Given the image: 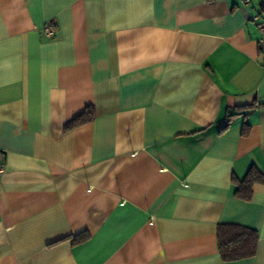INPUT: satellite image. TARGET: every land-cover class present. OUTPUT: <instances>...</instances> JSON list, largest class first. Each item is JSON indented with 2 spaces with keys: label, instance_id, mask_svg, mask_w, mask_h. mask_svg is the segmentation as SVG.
I'll return each instance as SVG.
<instances>
[{
  "label": "crops",
  "instance_id": "1",
  "mask_svg": "<svg viewBox=\"0 0 264 264\" xmlns=\"http://www.w3.org/2000/svg\"><path fill=\"white\" fill-rule=\"evenodd\" d=\"M262 7L0 0V264H264V183L234 194L264 175Z\"/></svg>",
  "mask_w": 264,
  "mask_h": 264
},
{
  "label": "trees",
  "instance_id": "2",
  "mask_svg": "<svg viewBox=\"0 0 264 264\" xmlns=\"http://www.w3.org/2000/svg\"><path fill=\"white\" fill-rule=\"evenodd\" d=\"M231 115L233 114L227 115V122ZM93 119L94 108L92 105H87L83 111L65 124L64 130H72L91 122ZM255 183H264V175L255 167H250L243 179L236 181L234 194L240 198L248 199ZM248 235H253V232L248 228L232 224L218 225V247L221 257L225 260H236L254 255L255 243L252 240L250 242L249 237L247 241L244 240Z\"/></svg>",
  "mask_w": 264,
  "mask_h": 264
},
{
  "label": "built area",
  "instance_id": "3",
  "mask_svg": "<svg viewBox=\"0 0 264 264\" xmlns=\"http://www.w3.org/2000/svg\"><path fill=\"white\" fill-rule=\"evenodd\" d=\"M243 4H248L249 0H240ZM251 21L254 23L257 32H258V38H257V47L259 51V59L262 64H264V14L261 13H255L250 16ZM42 33L43 35L47 37H53L56 32V27L53 22H47L42 27ZM0 160H1V154H0ZM3 172V165L0 161V174Z\"/></svg>",
  "mask_w": 264,
  "mask_h": 264
}]
</instances>
